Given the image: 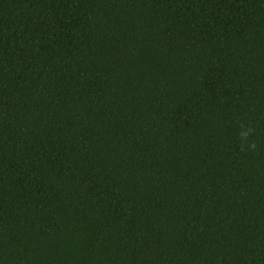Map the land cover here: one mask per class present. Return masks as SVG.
I'll use <instances>...</instances> for the list:
<instances>
[{"label": "trees", "instance_id": "trees-1", "mask_svg": "<svg viewBox=\"0 0 264 264\" xmlns=\"http://www.w3.org/2000/svg\"><path fill=\"white\" fill-rule=\"evenodd\" d=\"M0 264H264V0H0Z\"/></svg>", "mask_w": 264, "mask_h": 264}, {"label": "clouds", "instance_id": "clouds-1", "mask_svg": "<svg viewBox=\"0 0 264 264\" xmlns=\"http://www.w3.org/2000/svg\"><path fill=\"white\" fill-rule=\"evenodd\" d=\"M253 131L252 128H247L246 130L242 131L240 133V138L242 141H247V137L249 136V134ZM256 145H255V142H252L250 144L247 145V148H251V149H255ZM247 148L243 147L241 148L242 151H246Z\"/></svg>", "mask_w": 264, "mask_h": 264}]
</instances>
